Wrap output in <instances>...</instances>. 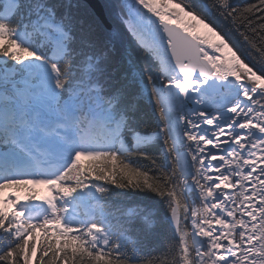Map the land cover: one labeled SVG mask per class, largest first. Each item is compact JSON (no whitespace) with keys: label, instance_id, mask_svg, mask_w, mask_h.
<instances>
[{"label":"snow or ice","instance_id":"snow-or-ice-1","mask_svg":"<svg viewBox=\"0 0 264 264\" xmlns=\"http://www.w3.org/2000/svg\"><path fill=\"white\" fill-rule=\"evenodd\" d=\"M0 264H264V0H0Z\"/></svg>","mask_w":264,"mask_h":264},{"label":"trees","instance_id":"trees-1","mask_svg":"<svg viewBox=\"0 0 264 264\" xmlns=\"http://www.w3.org/2000/svg\"><path fill=\"white\" fill-rule=\"evenodd\" d=\"M122 31H124L123 29H121ZM124 39H125V43L127 44L130 40L131 37L124 32ZM43 194V193H41ZM86 209H81V211H85ZM167 235H162L161 238L157 241L156 245H155V253L154 254H158L160 253L163 248L165 247V241L167 240ZM147 251H151V248L148 249Z\"/></svg>","mask_w":264,"mask_h":264}]
</instances>
